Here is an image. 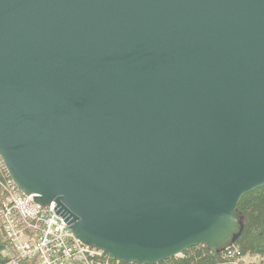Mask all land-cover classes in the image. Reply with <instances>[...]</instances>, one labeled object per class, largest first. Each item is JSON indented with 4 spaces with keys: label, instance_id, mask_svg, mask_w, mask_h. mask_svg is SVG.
<instances>
[{
    "label": "water",
    "instance_id": "obj_1",
    "mask_svg": "<svg viewBox=\"0 0 264 264\" xmlns=\"http://www.w3.org/2000/svg\"><path fill=\"white\" fill-rule=\"evenodd\" d=\"M0 155L117 261L227 250L264 186V0H0Z\"/></svg>",
    "mask_w": 264,
    "mask_h": 264
},
{
    "label": "built area",
    "instance_id": "obj_2",
    "mask_svg": "<svg viewBox=\"0 0 264 264\" xmlns=\"http://www.w3.org/2000/svg\"><path fill=\"white\" fill-rule=\"evenodd\" d=\"M13 184L1 204L0 218L15 251L4 252L8 264H22L34 257L42 264H120L103 250L80 242L55 203L42 207L36 204L34 195L20 191L12 179Z\"/></svg>",
    "mask_w": 264,
    "mask_h": 264
},
{
    "label": "trees",
    "instance_id": "obj_3",
    "mask_svg": "<svg viewBox=\"0 0 264 264\" xmlns=\"http://www.w3.org/2000/svg\"><path fill=\"white\" fill-rule=\"evenodd\" d=\"M3 164L4 162L0 159V213L1 204L14 187L11 176ZM238 209L244 216V230L231 248L216 253L208 250L205 245L194 246L185 250L181 256L158 264H264V186L243 195ZM6 250L15 252L3 232L0 219V264H8V258L4 255ZM22 264L42 263L34 257L26 259ZM120 264L134 263L120 262Z\"/></svg>",
    "mask_w": 264,
    "mask_h": 264
},
{
    "label": "rangeland",
    "instance_id": "obj_4",
    "mask_svg": "<svg viewBox=\"0 0 264 264\" xmlns=\"http://www.w3.org/2000/svg\"><path fill=\"white\" fill-rule=\"evenodd\" d=\"M224 252V251H223ZM182 254H180L179 256H181ZM178 257V256H177Z\"/></svg>",
    "mask_w": 264,
    "mask_h": 264
},
{
    "label": "bare ground",
    "instance_id": "obj_5",
    "mask_svg": "<svg viewBox=\"0 0 264 264\" xmlns=\"http://www.w3.org/2000/svg\"><path fill=\"white\" fill-rule=\"evenodd\" d=\"M0 215H1V213H0ZM1 217V216H0ZM1 221H2V219H1Z\"/></svg>",
    "mask_w": 264,
    "mask_h": 264
}]
</instances>
